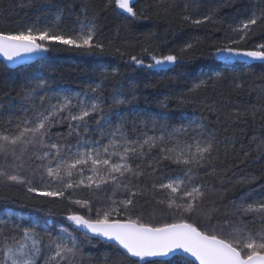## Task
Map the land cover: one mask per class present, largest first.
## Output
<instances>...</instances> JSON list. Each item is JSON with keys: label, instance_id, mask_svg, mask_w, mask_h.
Wrapping results in <instances>:
<instances>
[{"label": "trees", "instance_id": "16d2710c", "mask_svg": "<svg viewBox=\"0 0 264 264\" xmlns=\"http://www.w3.org/2000/svg\"><path fill=\"white\" fill-rule=\"evenodd\" d=\"M133 7L147 19L126 18L127 14L116 7L114 0L111 4L108 0H0V32L55 26L58 31L74 34L81 22H94V42H102L106 47L101 55L48 44L50 50L45 56L26 65L12 69L0 61V120L7 119L5 110L10 104L21 103L25 88L35 77L47 80L49 92L62 88L84 92L90 85L99 83L106 101L102 106L104 111L108 110L114 91L119 89L130 103L114 111L126 115L129 124L140 114L139 120L147 122V127L138 122L137 127L148 135H160L159 125L152 130L153 118L162 121L166 117L170 126L195 119L214 136L216 143L209 161L194 170L196 183L202 185L204 194L198 212L187 217L188 222L195 223L202 231L215 227L220 234L223 230L225 236L229 231L224 227L225 221L232 225L243 221L248 228L257 230L260 225L252 222L253 217L244 219L234 213L242 198L250 195L248 202L258 200L257 193L264 189V158L256 159L261 155L258 145L264 141V63L240 59L225 62L215 56V49L226 45L229 38L238 40L239 35L232 33L231 28L247 19L252 11L259 16L264 0H133ZM209 8H218L211 21L199 26L192 24V20L208 14ZM57 14L61 16L59 21L55 19ZM184 16L190 19L184 21ZM251 31L253 35L236 47L251 49L264 43V20ZM188 43H193V48L178 64L147 67L153 61L142 51L145 47L150 51L155 49L154 54L162 56L176 54ZM132 56L142 59L144 64L136 65ZM216 72L222 74L221 79L215 78ZM208 77L212 80L206 85L189 91L199 80ZM36 102L39 103L38 98ZM96 118L93 114V120ZM59 130L67 131V127ZM245 153L249 155L246 157ZM11 163V158L5 160L0 155V166ZM177 171L171 161H164L154 175L133 180L130 188L137 194L132 197V211L124 212L121 218L142 217L143 222L152 223H172L178 219L167 210L168 193L153 190L158 177ZM24 174L33 180L34 186L48 190L46 182L38 183L40 177L31 175V169H25ZM111 195L109 186L102 191L78 189L71 197L52 198L29 193L23 184L0 183V210H12L23 224L29 219L47 224L53 234L61 227L73 232L80 245L78 264L137 261L145 264L127 257L116 244L74 230V225L65 218L69 208L89 215L86 208L70 204V199H88L92 204L90 215L95 218L96 211L110 203L107 198ZM112 198L125 200L129 193L119 191ZM179 259L180 256L173 255L169 259L150 260L177 264Z\"/></svg>", "mask_w": 264, "mask_h": 264}, {"label": "snow or ice", "instance_id": "6c2138e0", "mask_svg": "<svg viewBox=\"0 0 264 264\" xmlns=\"http://www.w3.org/2000/svg\"><path fill=\"white\" fill-rule=\"evenodd\" d=\"M114 2L127 14L126 18L147 19L134 10L133 0ZM111 3L112 0H108V4ZM217 11L218 8H209L208 14L192 20V24L199 26L211 21ZM55 19L59 21L61 16L57 14ZM189 19V16L183 17L184 21ZM261 20H264V8L259 16L252 11L247 19L231 28L239 39L229 38L226 45L215 49V54H220L225 62L243 56L264 63V43L251 49L236 47L253 35L252 28ZM95 29L94 22H81L79 31L74 34L58 31L55 26L0 32V56L13 61L22 54L49 51L48 44L103 55L106 47L102 42H94ZM192 48L193 43H188L178 53L162 56L154 54L155 49L150 51L145 47L142 51L153 61L147 67L153 68L178 64ZM116 51L120 52V49ZM131 60L136 65L144 64L137 56H132ZM215 78L221 79L222 74L216 72ZM210 80L212 77L199 80L189 91ZM129 103L117 89L108 110L104 111L102 106L106 101L99 83L81 93L50 94L46 79L35 77L30 80L19 108L10 104L9 108L15 110L10 111L7 119L0 120V155L5 160H12L11 164L0 166V183L23 184L29 193L52 198L71 197L78 189L102 191L111 186L112 195L107 198L110 203L98 209L95 218L90 215L92 204L88 199L69 201L79 208H86L88 216L69 208L65 218L74 225V230H84L86 236L106 238L123 249L127 257L139 258L145 264H164L146 258L173 254L180 256L177 264H194L189 257L198 264H264V189L257 193L260 199L248 202L251 196H246L235 208L234 214L244 219L251 216L253 223H259L260 228L255 231L243 221L236 225L225 221L224 227L229 229L225 236L223 230L217 234L215 227L202 231L195 223H189L187 217L198 212L204 194L202 185L196 183L194 170L209 161L215 150V138L195 119L170 126L166 117L162 121L153 118V131L159 125L160 135H148L137 127V122L147 127V122L139 120L140 114L129 124L126 115L114 111ZM17 111L21 114L17 115ZM93 114L97 117L95 120ZM62 126H66L67 131H60ZM258 150L261 155L256 159L264 158V141L258 145ZM248 155L245 153L246 157ZM164 161H171L178 171L158 177L153 190L168 193L167 210L179 218L172 223L143 222L142 217L133 219L132 216L121 218L124 212L132 211V197L137 194L130 188L133 180L139 181L146 174L154 175ZM25 169H31L32 176L40 177L38 183L46 182L48 190L34 186L33 180L24 174ZM163 180L166 182H160ZM119 191L128 192L129 198L113 199ZM178 199L184 202L178 203ZM0 212L4 216L0 219V264H41V259L43 264H78L80 245L73 232L61 227L53 234L47 224L40 225L31 219L23 224L12 210Z\"/></svg>", "mask_w": 264, "mask_h": 264}, {"label": "water", "instance_id": "95a60500", "mask_svg": "<svg viewBox=\"0 0 264 264\" xmlns=\"http://www.w3.org/2000/svg\"><path fill=\"white\" fill-rule=\"evenodd\" d=\"M46 54H47L46 52L45 53L44 52H41V53L22 54V56L17 57V58H14L13 61H8L3 56H0V61L2 63H4L5 66L14 69L15 67H20L22 65H26L28 63H31V62L37 60L38 58L45 56ZM165 65H167V64H165ZM82 231H84V230H82ZM88 235L89 236H92L91 234H88ZM96 238H98V239H100L102 241L104 240L106 242L115 244L112 241H108L106 238H102V237H96ZM173 255H176V254H173ZM173 255H170L168 257H150V258H146V259L147 260H150V259H157V260L169 259V258L173 257ZM132 258L137 259V260H140L139 258H135V257H132ZM189 260L193 261L194 264H198V261H195V259L193 257H189ZM140 261L143 262L144 260H140Z\"/></svg>", "mask_w": 264, "mask_h": 264}, {"label": "rangeland", "instance_id": "374dc122", "mask_svg": "<svg viewBox=\"0 0 264 264\" xmlns=\"http://www.w3.org/2000/svg\"><path fill=\"white\" fill-rule=\"evenodd\" d=\"M46 52V51H45ZM44 52V53H45ZM224 55H227V54H224ZM215 56L216 57H219L222 61H224L222 58H221V55L220 54H215ZM234 59H240V60H244V61H253V60H251L250 58H246V57H243V56H235V57H233L232 58V60L231 61H228V62H232V61H234ZM54 92H62V93H81L82 91H79V90H69V89H65V88H62V89H56V90H52L51 92H50V94L51 93H54ZM53 102H55V101H53ZM19 106H20V103H16L15 104V109H18L19 108ZM15 109H10L9 107L5 110V113H6V116L8 117V115H9V113H10V111H13V110H15ZM19 113V115L21 114L20 112H16V114H18ZM120 114V113H119ZM120 115H123V114H120ZM150 126V125H149ZM152 130H153V128H152ZM154 132V131H153Z\"/></svg>", "mask_w": 264, "mask_h": 264}]
</instances>
